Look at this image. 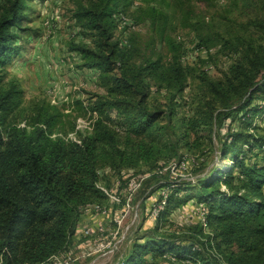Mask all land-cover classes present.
<instances>
[{"label": "rangeland", "instance_id": "rangeland-1", "mask_svg": "<svg viewBox=\"0 0 264 264\" xmlns=\"http://www.w3.org/2000/svg\"><path fill=\"white\" fill-rule=\"evenodd\" d=\"M108 2H27L21 29H12L18 37V52L0 68V100L8 96L5 101L10 108L7 125L28 130L49 127L52 138L76 142L105 126L116 139L114 146L102 150L97 187L105 191L99 189L101 197L93 200L106 215L83 213L66 249L48 264H119L134 245L144 244V237L165 236L178 244L205 238L209 228L200 232L202 226L194 215L198 188L189 194L182 192L180 203L169 205L162 216L166 200L159 192L166 189L167 181L197 182L225 166L220 146L228 139L227 129L247 127L239 120L232 122L229 112H222L220 123L225 118V124L213 128L206 124L205 112L220 106L210 84L226 81L249 43L264 46L263 35L255 26L264 20V4L248 0H121L112 42L123 45L130 62L141 67L159 62L167 68L176 61L188 72L186 87L178 95L154 81L148 83L146 105L162 114L150 130L135 132L116 110L96 107L109 97L107 84L96 70L83 67L76 51L77 47L94 48L96 35L81 13L101 9ZM3 7L5 0H0V15ZM120 16L140 31L123 28ZM256 103L260 114L251 122L255 134L264 137V101L257 99ZM171 109L173 113L168 114ZM116 150L124 157L117 156L114 162L110 154ZM181 158L188 161L184 173L174 167ZM131 180L138 183L134 191L128 187Z\"/></svg>", "mask_w": 264, "mask_h": 264}, {"label": "trees", "instance_id": "trees-1", "mask_svg": "<svg viewBox=\"0 0 264 264\" xmlns=\"http://www.w3.org/2000/svg\"><path fill=\"white\" fill-rule=\"evenodd\" d=\"M30 1L5 0L0 15V68L18 52L12 29H21ZM248 1L264 4V0ZM120 2L109 0L101 9L81 13L96 35L94 48L76 51L83 67L96 70L107 84L109 97L96 107L116 110L132 130L146 132L162 114L146 105L148 83L154 81L178 95L186 87L188 72L176 61L167 68L159 62L145 67L130 62L123 45L112 42ZM255 26L264 41V20ZM209 90L220 106L206 110V124L221 127L226 121L220 123L222 112H229L232 122L239 120L247 127L227 129L228 139L220 146L225 166L196 183L163 185L169 194L161 216L169 205L180 203L182 192L198 188V203L208 208L210 233L183 244L165 236L144 237V244L134 245L119 264H264V137L255 134L251 122L260 114L256 100L264 101V46L249 43L226 81L210 84ZM7 97L0 100V264H48L66 249L83 208L101 197L97 183L102 150L114 146L116 139L105 126L76 142L52 138L48 122L47 128L32 130L7 125ZM172 113L171 109L168 114ZM117 156L124 153L116 150L110 159L115 162Z\"/></svg>", "mask_w": 264, "mask_h": 264}, {"label": "built area", "instance_id": "built-area-1", "mask_svg": "<svg viewBox=\"0 0 264 264\" xmlns=\"http://www.w3.org/2000/svg\"><path fill=\"white\" fill-rule=\"evenodd\" d=\"M119 21H120V24L123 26V28L126 27L127 29H133V30L140 31V29L137 26H135L133 22H131L130 20H128L124 16H120ZM176 165L177 166H174V167H177L180 170L182 169L180 172L184 173L185 170L188 169V161L185 158L180 159L178 164H176ZM159 169H161V168H159ZM159 171H161V170H159ZM180 180H181V178H180ZM193 183H196V182H193ZM137 186H138V183L136 180H131L128 182V187L131 191L136 190ZM98 188L101 189L100 187H98ZM101 190L105 191L104 189H101ZM165 190H168V189L162 188L159 193H160V195H164L163 198L166 200V198H167L166 194H168L169 190L167 193L164 192ZM165 203H166V201H165ZM196 207L197 208L194 211V215H197L196 217H197L200 225L203 227V229H206L208 226L207 225V223H208V208L203 203H197ZM160 211L161 210H158V212H154V214H153L154 219L158 217V215L160 214ZM83 213H94V214L99 215V216H105L106 210L104 208L98 206V205L87 204L83 208ZM85 233H86V235L88 234L87 231Z\"/></svg>", "mask_w": 264, "mask_h": 264}]
</instances>
